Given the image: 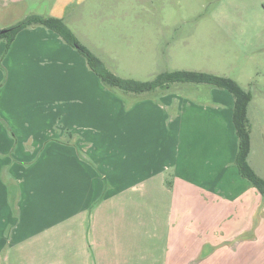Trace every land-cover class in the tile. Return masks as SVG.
Returning <instances> with one entry per match:
<instances>
[{
	"label": "crops",
	"instance_id": "0c3cea01",
	"mask_svg": "<svg viewBox=\"0 0 264 264\" xmlns=\"http://www.w3.org/2000/svg\"><path fill=\"white\" fill-rule=\"evenodd\" d=\"M52 1L0 0V30ZM2 71L0 264H264V196L234 163L231 95L172 86L124 102L43 26L0 41ZM250 104L248 164L264 179Z\"/></svg>",
	"mask_w": 264,
	"mask_h": 264
},
{
	"label": "rangeland",
	"instance_id": "374dc122",
	"mask_svg": "<svg viewBox=\"0 0 264 264\" xmlns=\"http://www.w3.org/2000/svg\"><path fill=\"white\" fill-rule=\"evenodd\" d=\"M52 3L55 8L51 16L62 19L80 44L120 78L145 82L163 72L189 70L236 81L251 92L250 107L255 117L252 131L260 143L258 132L264 135L260 129L264 123V0H56ZM4 80L2 71L0 85ZM103 87L124 102L152 95H126L118 89ZM220 90L230 96L226 90ZM66 123L67 118H53L52 130L55 134L60 127L66 131L70 128ZM256 216L255 246L264 249V224L259 226Z\"/></svg>",
	"mask_w": 264,
	"mask_h": 264
},
{
	"label": "trees",
	"instance_id": "16d2710c",
	"mask_svg": "<svg viewBox=\"0 0 264 264\" xmlns=\"http://www.w3.org/2000/svg\"><path fill=\"white\" fill-rule=\"evenodd\" d=\"M34 26H43L56 33L64 43L75 49L84 58L89 69L104 86L123 91L126 95L142 96L145 93L153 94L177 85L197 86L205 84L226 90L233 99L232 124L237 137L235 166L240 176L246 179L259 194L264 196V179L260 178L248 164L250 123L247 118V108L252 100L250 91L244 89L229 77L202 71L176 70L163 72L156 75L152 80L145 82L120 78L107 70L98 57L80 44L74 33L62 19L51 16L29 14L13 26L0 30V41L5 42L7 49L19 32Z\"/></svg>",
	"mask_w": 264,
	"mask_h": 264
},
{
	"label": "water",
	"instance_id": "95a60500",
	"mask_svg": "<svg viewBox=\"0 0 264 264\" xmlns=\"http://www.w3.org/2000/svg\"><path fill=\"white\" fill-rule=\"evenodd\" d=\"M2 32H5V31H2Z\"/></svg>",
	"mask_w": 264,
	"mask_h": 264
}]
</instances>
